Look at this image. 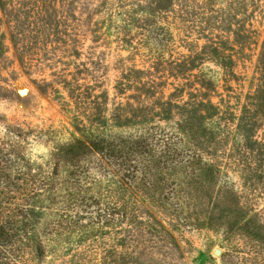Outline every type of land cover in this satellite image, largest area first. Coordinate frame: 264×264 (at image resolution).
I'll use <instances>...</instances> for the list:
<instances>
[{"label": "rangeland", "instance_id": "rangeland-1", "mask_svg": "<svg viewBox=\"0 0 264 264\" xmlns=\"http://www.w3.org/2000/svg\"><path fill=\"white\" fill-rule=\"evenodd\" d=\"M152 127L202 169L99 177L78 148ZM0 144L97 177L38 264H264V0H0Z\"/></svg>", "mask_w": 264, "mask_h": 264}, {"label": "trees", "instance_id": "trees-1", "mask_svg": "<svg viewBox=\"0 0 264 264\" xmlns=\"http://www.w3.org/2000/svg\"><path fill=\"white\" fill-rule=\"evenodd\" d=\"M86 142H80L78 148L99 156L95 171L99 177L115 174L110 165H115L116 171L131 179H137L139 173L151 175L154 162H159L162 168L194 169L193 175L202 169L196 168L197 155L188 157L177 145V137L153 127L136 135L93 134ZM38 169L35 172L31 161L14 146L5 148L0 144V264H22L23 255L30 258L29 264H38L46 256L44 238L50 226V208H102L99 198L91 194L90 184H94L97 177L89 169L72 164V170L64 178L59 167H51V171ZM104 205V208H117ZM16 212L29 220L26 226L19 224ZM240 249L230 250L236 253V259L252 255Z\"/></svg>", "mask_w": 264, "mask_h": 264}, {"label": "water", "instance_id": "water-1", "mask_svg": "<svg viewBox=\"0 0 264 264\" xmlns=\"http://www.w3.org/2000/svg\"><path fill=\"white\" fill-rule=\"evenodd\" d=\"M217 254H220V251L219 250L217 251Z\"/></svg>", "mask_w": 264, "mask_h": 264}]
</instances>
